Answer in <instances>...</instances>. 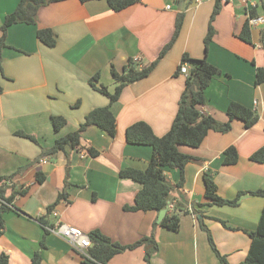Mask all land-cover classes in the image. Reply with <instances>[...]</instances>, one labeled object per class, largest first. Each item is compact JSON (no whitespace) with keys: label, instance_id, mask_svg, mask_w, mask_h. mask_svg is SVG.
<instances>
[{"label":"crops","instance_id":"0c3cea01","mask_svg":"<svg viewBox=\"0 0 264 264\" xmlns=\"http://www.w3.org/2000/svg\"><path fill=\"white\" fill-rule=\"evenodd\" d=\"M19 1L0 0V38L5 16ZM216 1L139 0L116 12L106 0H63L42 6L36 24L8 28L0 63V175L28 188L14 199L19 211L4 213L0 253L10 256V264H31L37 252L41 264H86L68 241L45 230L41 218L49 225L59 218L87 233L100 229L123 245L154 235L159 248L151 264H226L203 223L229 264L247 257L250 232L257 229L264 210V196L250 193L264 189V163L250 159L264 145V82L256 84L257 69L264 65V24L251 27L252 43L243 41L238 35L248 19L246 4L220 0L213 21L215 33L206 46ZM257 11L264 14V7ZM179 13H184L180 34L150 75L127 84L112 103L92 87L90 79L99 73L97 85L114 92L112 65L121 71L130 58L140 66L154 61L171 40ZM46 27L57 35L54 47L37 36V30ZM186 53L193 59L206 58L220 70L205 91L204 113L226 122L227 108L236 101L255 110L258 121L246 127L244 121L235 119L226 133L211 130L199 147H180L192 158L183 172L176 167L166 169L172 183H183L171 193L170 203L181 217L180 229L172 231L160 225L159 212L124 209L134 204L142 185L120 177L119 172L125 167L145 169L153 157L150 145L127 142L126 129L131 124L146 121L158 136L171 128L189 73L180 71ZM191 65L188 62L189 70ZM108 104L116 116V136L97 126L82 134V143L98 149V156L70 148L45 154L58 137L77 130L92 109ZM53 116L66 119L59 131L54 129ZM230 146L237 148L240 160L226 165L223 159ZM37 172L44 173L43 182L37 181ZM205 174L226 199L242 192L239 204H208ZM63 191L67 199L48 212L47 207ZM147 248L142 244L126 249L108 264H146Z\"/></svg>","mask_w":264,"mask_h":264},{"label":"trees","instance_id":"16d2710c","mask_svg":"<svg viewBox=\"0 0 264 264\" xmlns=\"http://www.w3.org/2000/svg\"><path fill=\"white\" fill-rule=\"evenodd\" d=\"M63 0H20L17 7L4 18L2 35L0 38V63L2 60V48L6 45L7 30L10 26L18 23L36 24L38 21L39 9L50 3ZM87 2L90 0H81ZM110 8L119 12L139 0H106ZM264 7V4L262 5ZM220 9V0L216 1L214 11L209 23L208 33L205 38L206 46L214 36L213 21ZM259 14L257 10L252 11V16ZM184 20V13H179L176 18V26L171 40L163 47L158 57L148 65L140 66L134 58H130L125 64L123 70L119 71L114 65L111 68V74L117 85L114 92H110L104 85H97L99 73L90 79V84L93 88L107 95L110 103L116 101L123 88L130 83L141 80L153 71L159 61L170 50L177 40ZM37 36L44 44L54 47L57 43V35L52 28H40L37 30ZM243 41L252 43V28L249 24V18L244 23V26L238 35ZM261 43L264 49V28L261 31ZM182 62H191L186 80V87L179 101V108L174 117L171 128L167 133L158 136L152 126L146 121H137L131 124L126 129V140L131 144L150 145L153 150V157L145 169L134 167H125L120 170L119 175L122 178L132 179L142 185V188L135 196L133 205H125L127 211H155L167 209V213L160 222V225L172 231L180 229L181 217L180 213L173 208H168L171 202V193L176 187L182 186V180L178 183H172L167 175L168 167H176L183 172L185 165L191 160L192 156L183 152L181 146L199 147L208 133L211 130L226 133L231 129L232 121L239 119L244 121L246 127H251L258 121V114L252 108H249L239 102L232 101L227 108L228 120L226 122L218 121L214 116L204 113L201 106L206 103L205 91L210 85L213 77L220 73L218 67L210 63L206 58L193 59L186 53L182 57ZM264 82V65L259 67L256 72V84ZM1 90V88H0ZM52 123L54 129L59 131L66 123L64 116H53ZM90 126H97L101 130L107 132L111 137H115L117 133L116 116L111 110L110 104L92 109L85 117L84 121L79 125L77 130L69 132L58 137L55 143L49 149H46L45 154L55 155L59 151H66L68 148L78 151H85L89 156L96 157L100 151L93 146H87L82 143V134ZM26 137L33 139L32 136L20 132ZM250 159L255 162L264 163V145L253 152ZM224 163L226 165L236 164L240 160V154L235 146H230L225 150ZM205 197L208 204L217 205H238L242 192L235 199H226L219 195L218 186L211 176L205 174ZM38 182L45 180V175L42 172H37ZM9 176L0 175V237L5 227L4 213L8 210H18L14 208L13 202L17 195H23L27 192V187L12 185V191L7 194L6 184ZM252 194L264 196V189L251 191ZM68 193L61 192L56 201L47 207V211L51 212L55 206L64 199H67ZM175 207V206H174ZM41 223L49 225L48 220L41 218ZM202 227L208 232L210 242L218 254L220 260L226 264L227 259L216 248L213 237L208 228L202 223ZM45 230L49 232L46 228ZM252 241L247 257L239 264H264V210L260 217L258 227L255 231L250 232ZM89 237L92 241V246L88 250L89 256H84L86 264H108L110 259L126 250L133 249L139 245L147 244L148 248L145 254L146 264H151L152 255L158 250L159 243L154 237L144 236L134 243L123 245L112 240L109 236L103 233L100 229H94L89 232ZM42 245L44 242L42 241ZM42 257L40 252H37L32 258L31 264H41ZM0 264H10V256L6 252L0 253Z\"/></svg>","mask_w":264,"mask_h":264},{"label":"built area","instance_id":"2783aa9c","mask_svg":"<svg viewBox=\"0 0 264 264\" xmlns=\"http://www.w3.org/2000/svg\"><path fill=\"white\" fill-rule=\"evenodd\" d=\"M243 2L246 4L248 10V18H249V24L251 27L259 26L264 24V14H257L255 16H252V11L257 10L260 6L264 4V0H243ZM171 7L170 5L168 8ZM180 71L182 73H188V63L181 62L180 64ZM7 185H13L12 180H6ZM2 200L0 199V206H1ZM168 208L172 210L174 208L173 204H169ZM54 215L59 216L58 212L53 211ZM45 228L52 232L61 238L68 241L72 247L82 253L83 256H89L88 250L92 246V241L89 237V233L85 232L81 228L68 224L66 222H63L59 218L56 220V222L52 225H45Z\"/></svg>","mask_w":264,"mask_h":264},{"label":"water","instance_id":"95a60500","mask_svg":"<svg viewBox=\"0 0 264 264\" xmlns=\"http://www.w3.org/2000/svg\"><path fill=\"white\" fill-rule=\"evenodd\" d=\"M166 213H167V209L161 210L159 212L158 221H161L164 218V216L166 215Z\"/></svg>","mask_w":264,"mask_h":264}]
</instances>
